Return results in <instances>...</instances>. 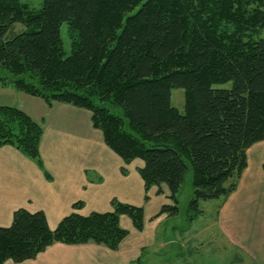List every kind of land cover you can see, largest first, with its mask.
<instances>
[{
	"label": "trees",
	"instance_id": "1",
	"mask_svg": "<svg viewBox=\"0 0 264 264\" xmlns=\"http://www.w3.org/2000/svg\"><path fill=\"white\" fill-rule=\"evenodd\" d=\"M220 22L233 31H218ZM62 23L75 34L65 57ZM263 28L264 0H42L38 9L0 0V69L10 74L0 85L89 110L121 171L138 159L145 193L167 188L171 201L158 214H178L190 168L192 219L199 201L235 190L247 149L264 139V38L253 39ZM173 87L183 89L182 112L170 102ZM41 135L27 113L0 105V146L41 166ZM81 205L54 229L42 210L16 209L0 226V264L32 259L54 242L116 249L128 233L121 215L143 227L142 206L113 198L112 210L84 215Z\"/></svg>",
	"mask_w": 264,
	"mask_h": 264
},
{
	"label": "crops",
	"instance_id": "2",
	"mask_svg": "<svg viewBox=\"0 0 264 264\" xmlns=\"http://www.w3.org/2000/svg\"><path fill=\"white\" fill-rule=\"evenodd\" d=\"M0 105L18 107L42 127L41 166L12 145L0 146V226H9L18 208L42 210L48 226L54 229L77 201L82 205L76 211L84 215L112 210L113 198L143 206L140 230L127 215L120 216V225L128 233L116 249L94 242H54L32 259L17 263L7 260L4 264H135L143 250L159 257L164 249L178 253L183 263L190 260H185L186 256L198 253L206 231L200 228L201 223L196 225L199 215L182 222L181 227V222L178 225L166 213L158 214L169 200L164 186L161 192L165 191V199L157 196L156 189L154 206L146 211L149 199L144 198L137 171L142 162L139 160L136 167L125 165L123 173V161L105 144L101 131L92 126L89 110L63 102L48 105L10 85H0ZM82 147L86 149L84 155H80ZM246 156L247 165L237 186L225 197L213 224L245 264H264V140L251 145ZM131 172L139 178L141 188L136 186L137 177L134 183L126 179Z\"/></svg>",
	"mask_w": 264,
	"mask_h": 264
},
{
	"label": "rangeland",
	"instance_id": "3",
	"mask_svg": "<svg viewBox=\"0 0 264 264\" xmlns=\"http://www.w3.org/2000/svg\"><path fill=\"white\" fill-rule=\"evenodd\" d=\"M22 3H25L29 8L32 9H38L41 6L42 0H20ZM124 19V18H123ZM22 28L21 24L15 25V30L20 31ZM24 28V27H23ZM234 25L228 22H220L217 26V30L221 32H227L230 33L233 31ZM61 37L63 39V50H64V57L67 56L71 52V44L74 40V35L71 34L68 31V26L66 23H62L61 27ZM259 38H264V28L258 31V33L253 34V39L257 40ZM0 74L3 76H10L8 71L0 69ZM231 85V82L226 83H219L214 84L213 87L215 88H229ZM170 102L171 104L176 107L179 111H183L184 107V94L183 89L179 87H173L171 88V96H170ZM264 140V139H263ZM261 140V141H263ZM259 142V141H258ZM85 147L80 148V155L85 154ZM87 153L89 151L87 150ZM139 160L135 159L131 162V166L133 165L138 166ZM126 179H130L131 183H134L135 177H137L136 174L131 172L126 174ZM138 178V177H137ZM136 178V186L141 188V184L139 183V178ZM138 181V182H137ZM135 187V185H134ZM157 188L151 187L148 189V191L145 193L148 196L149 202L146 211H149L154 206V192ZM136 194H138V190L136 188ZM165 191L159 192L158 197H161L165 199ZM150 196V197H149ZM193 196V187L191 184V171L190 168L187 170V172L184 175L183 182L181 183V186L176 194V205L178 208V214L176 215H169V218H172L173 221L177 222L178 225L181 222L179 226H183V223L189 222V218L194 215V210L188 207V201ZM225 197L220 196L218 198L209 199V200H201L199 201V209L202 211L201 214L198 217V220H196V225L199 226L198 223H201L200 228L205 229L204 236L201 240V243L198 246V253H193L194 255H190V258H188L186 255V260L183 261V263L180 262V258L178 253L174 254L172 253V250H166L164 249L159 252V257H156L154 254H151L150 252H146L145 250L142 251L141 257H138L135 261V264H227L230 260V264H245L244 259L240 258V254L237 251H234V247L231 248L227 242L223 239L222 235L220 234L217 227L213 224L217 221L218 211L223 206ZM171 201L168 200L167 203ZM138 206V205H137ZM143 207V206H142ZM168 218V217H167ZM188 220V221H187ZM183 222V223H182ZM177 225V226H178ZM206 226L208 228H206ZM199 228V229H200ZM159 231V229H157ZM171 237H174L173 233ZM177 242V241H176ZM176 242L174 241V246L176 245ZM168 244H166L167 246ZM170 249H172L170 247Z\"/></svg>",
	"mask_w": 264,
	"mask_h": 264
}]
</instances>
